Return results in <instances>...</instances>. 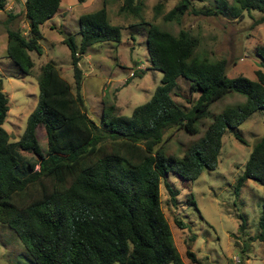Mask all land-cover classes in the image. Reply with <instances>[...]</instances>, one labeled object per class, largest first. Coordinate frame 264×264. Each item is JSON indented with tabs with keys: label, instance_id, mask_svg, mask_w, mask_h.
<instances>
[{
	"label": "trees",
	"instance_id": "obj_1",
	"mask_svg": "<svg viewBox=\"0 0 264 264\" xmlns=\"http://www.w3.org/2000/svg\"><path fill=\"white\" fill-rule=\"evenodd\" d=\"M194 1L179 0L163 14L161 0L154 6L155 17L163 14L164 21H180L190 12L240 19L246 11H258L263 16L257 23L264 22V0H214L200 6ZM8 2L0 0V11ZM61 3L26 0L22 10L27 29L11 26L19 15L8 13L7 56L23 74H30L34 66L29 52L42 55L41 27L60 11ZM144 7L145 0H124L119 11L142 17ZM145 24L150 68L163 77L151 98L131 115L120 114L114 103H104L97 123L82 94L80 61L89 47L122 41L125 27L110 22L106 6L79 17V43L72 35L64 39L71 51L74 86L55 61L42 65L38 103L17 141H11L3 127L10 107L0 78V222L15 230L34 264H186L162 207V182L176 201L169 174H177L186 185L204 169H216L225 133L231 131L247 144L237 128L264 110V44L255 47L256 78H231L226 59L210 60L196 53L200 40L190 31L174 34L155 23ZM179 78L188 82L191 94L199 93L190 107L173 96ZM231 92L244 94L246 101L214 115L182 157L165 152L162 142L169 129L198 133V122L210 116V105ZM40 127L46 131V152L38 138ZM249 179L264 186V135L237 179L238 194ZM189 202L197 208L194 198ZM240 217L244 230L246 220ZM176 223L180 229L186 227L182 220ZM259 225L264 241V204ZM187 255L193 264L202 263L191 249Z\"/></svg>",
	"mask_w": 264,
	"mask_h": 264
},
{
	"label": "rangeland",
	"instance_id": "obj_2",
	"mask_svg": "<svg viewBox=\"0 0 264 264\" xmlns=\"http://www.w3.org/2000/svg\"><path fill=\"white\" fill-rule=\"evenodd\" d=\"M159 1L145 0L142 17H138L120 13L124 0H62L60 11L41 27L42 55L36 51L29 52L34 62L30 74H23L7 56L8 13L19 15L11 26L27 29L22 7L14 3L10 11H0V78L10 107L3 127L10 134L11 141L21 138L29 114L37 106L39 76L44 63L55 61L61 74L74 86L71 51L64 39L72 35L79 43V17L104 6L110 22L125 28L121 43L105 41L93 44L80 61L84 73L82 94L90 117L97 123L101 121L104 103H114L120 114L131 115L134 108L149 100L161 84L163 73L150 68L145 22L155 23L174 34L181 29L190 31L199 37L198 55L207 56L210 60L226 59L227 74L231 78L240 75L256 78L258 57L255 47L264 44V22L257 23L262 13L246 11L243 18L228 19L187 12L180 21H164L162 15L174 8L179 0H162L163 14L155 17L154 6ZM211 2L214 0H195L194 5ZM173 96L182 105L190 107V102L195 101L199 93L191 94L188 82L179 78ZM245 101L246 96L238 92L227 93L214 101L209 108L210 116L198 122V133L169 129L162 142L165 152L182 157L186 149L203 136L214 115ZM237 129L247 144L238 140L233 132L227 131L216 169H204L195 181L186 185L177 174H169L168 181L178 194L176 201L162 182V207L171 225L174 242L186 264H193L187 255L188 249L197 255L201 264H264V241L259 238L264 186L249 179L239 194L235 190L253 146L264 135V110L252 114ZM38 138L46 152L47 136L43 127L38 129ZM191 197L196 200L197 208L189 202ZM240 215L246 220L244 230L240 229L243 222ZM178 219L186 224L184 229L177 225ZM0 264H34L15 230L1 222Z\"/></svg>",
	"mask_w": 264,
	"mask_h": 264
},
{
	"label": "crops",
	"instance_id": "obj_3",
	"mask_svg": "<svg viewBox=\"0 0 264 264\" xmlns=\"http://www.w3.org/2000/svg\"><path fill=\"white\" fill-rule=\"evenodd\" d=\"M25 1H26V0H12V1L9 0L8 5H7V7H6V10H7V11H10V10L12 9L14 3L19 4L20 7L23 8ZM10 2H12V3H10Z\"/></svg>",
	"mask_w": 264,
	"mask_h": 264
},
{
	"label": "built area",
	"instance_id": "obj_4",
	"mask_svg": "<svg viewBox=\"0 0 264 264\" xmlns=\"http://www.w3.org/2000/svg\"><path fill=\"white\" fill-rule=\"evenodd\" d=\"M237 260H239V259H237ZM240 261V260H239Z\"/></svg>",
	"mask_w": 264,
	"mask_h": 264
}]
</instances>
